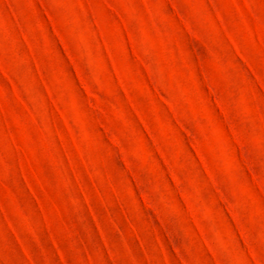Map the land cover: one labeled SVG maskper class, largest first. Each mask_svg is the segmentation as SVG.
Segmentation results:
<instances>
[{"label":"rangeland","instance_id":"1","mask_svg":"<svg viewBox=\"0 0 264 264\" xmlns=\"http://www.w3.org/2000/svg\"><path fill=\"white\" fill-rule=\"evenodd\" d=\"M0 264H264V0H0Z\"/></svg>","mask_w":264,"mask_h":264}]
</instances>
